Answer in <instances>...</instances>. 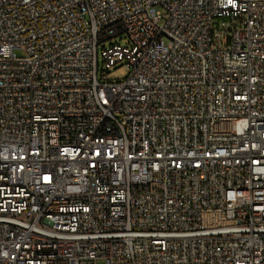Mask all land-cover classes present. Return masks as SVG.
I'll return each mask as SVG.
<instances>
[{
  "label": "built area",
  "instance_id": "obj_1",
  "mask_svg": "<svg viewBox=\"0 0 264 264\" xmlns=\"http://www.w3.org/2000/svg\"><path fill=\"white\" fill-rule=\"evenodd\" d=\"M99 258L264 264V0H0V264Z\"/></svg>",
  "mask_w": 264,
  "mask_h": 264
},
{
  "label": "rangeland",
  "instance_id": "obj_2",
  "mask_svg": "<svg viewBox=\"0 0 264 264\" xmlns=\"http://www.w3.org/2000/svg\"><path fill=\"white\" fill-rule=\"evenodd\" d=\"M17 54H20V50H15ZM127 75V69L124 64L117 63L109 68L107 77L112 80H121ZM95 264H106L105 261L101 258L96 259Z\"/></svg>",
  "mask_w": 264,
  "mask_h": 264
}]
</instances>
